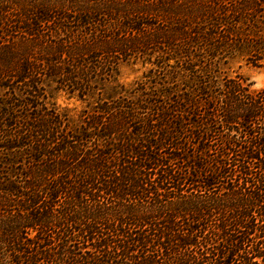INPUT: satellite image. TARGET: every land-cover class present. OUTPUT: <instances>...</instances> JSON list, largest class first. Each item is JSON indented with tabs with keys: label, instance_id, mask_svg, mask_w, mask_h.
Wrapping results in <instances>:
<instances>
[{
	"label": "trees",
	"instance_id": "16d2710c",
	"mask_svg": "<svg viewBox=\"0 0 264 264\" xmlns=\"http://www.w3.org/2000/svg\"><path fill=\"white\" fill-rule=\"evenodd\" d=\"M222 1L0 0V264H264V88L168 64L264 3ZM156 52L183 94L121 91ZM47 79L94 101L75 120Z\"/></svg>",
	"mask_w": 264,
	"mask_h": 264
},
{
	"label": "rangeland",
	"instance_id": "374dc122",
	"mask_svg": "<svg viewBox=\"0 0 264 264\" xmlns=\"http://www.w3.org/2000/svg\"><path fill=\"white\" fill-rule=\"evenodd\" d=\"M264 2V0L262 1ZM238 4L237 0H223L222 5L225 8H232L234 5ZM261 13L255 16V24L252 23H242L237 22L232 26L236 32V36L232 37L231 40L226 41L222 39V35L225 34L226 26H222L217 29V33L214 35V40L223 45L218 51L220 53L219 58L215 61L217 64L214 65V60L210 59V52L208 49H202L201 47H191L188 55H184L182 62H177L174 60H168V64L177 67V72L184 78L190 77L191 73H187V68H192L197 70V73L202 72V66L206 64H212V68L218 71V76L220 79L223 78H239L243 81L250 90L259 91L264 88V3L260 8ZM219 12V11H218ZM153 22L158 23L157 19L153 18ZM206 23L205 25H207ZM228 22L227 25H229ZM260 44V45H259ZM204 45V44H203ZM203 47V46H202ZM167 51V50H166ZM154 51H152L153 53ZM170 54V53H169ZM165 54L166 57H171V55ZM162 53L156 52L154 54L152 63L143 60V55L137 56L136 58H131L130 60L125 59L118 60V71L115 74V80L118 81V85H124L121 91L132 90V83H139V87L142 85L145 87L150 85L151 82H155L157 86L165 84L172 85L174 90L178 95H182L185 91L187 85L181 80H170L166 76L168 72V67L166 66L167 59L165 62L162 61ZM121 57V56H120ZM156 63V64H153ZM162 65L158 67L156 65ZM162 63V64H161ZM165 66V67H164ZM150 68H154L152 74H148ZM217 73V72H216ZM112 81V78H111ZM145 82V83H144ZM45 88L48 93V98L46 102L54 105L60 109L67 110L73 116L75 120H78L79 115L86 109L89 105L93 103V99L81 100L78 96L70 94L66 91L59 90L58 83H53L49 79L44 81ZM118 90V101L122 98V94ZM123 92V93H124ZM126 94V92H125Z\"/></svg>",
	"mask_w": 264,
	"mask_h": 264
}]
</instances>
